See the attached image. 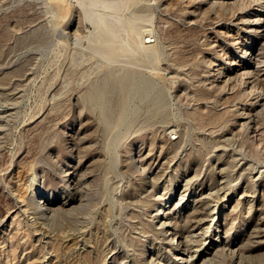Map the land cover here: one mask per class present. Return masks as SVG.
<instances>
[{"label":"rangeland","instance_id":"374dc122","mask_svg":"<svg viewBox=\"0 0 264 264\" xmlns=\"http://www.w3.org/2000/svg\"><path fill=\"white\" fill-rule=\"evenodd\" d=\"M91 3L0 0V108L9 107L0 121V264H177L153 216L167 203L186 229L198 206L193 197L179 201V186H214L219 161L232 189L247 180L257 196L226 210L212 238L233 246L202 264H264V80L226 78L227 60L264 55V37L239 23L250 10L264 17V0H136L118 16L128 23L134 7L144 9L140 33L153 36L157 55L137 48L115 59L94 46ZM128 34L140 37L123 27L121 37ZM124 73L135 74L129 97L119 88ZM104 85H114L104 91L114 108L125 106L124 120L103 119ZM255 97L263 102L251 110ZM242 112L257 132L253 123L234 128ZM69 161L77 162V189L62 171ZM76 190L81 209L42 215L44 193L64 199Z\"/></svg>","mask_w":264,"mask_h":264},{"label":"bare ground","instance_id":"6f19581e","mask_svg":"<svg viewBox=\"0 0 264 264\" xmlns=\"http://www.w3.org/2000/svg\"><path fill=\"white\" fill-rule=\"evenodd\" d=\"M135 1L136 0H92L87 16L93 19L94 21L95 32L97 35V41L95 42L94 46L97 47V50L101 54L109 58L115 59V58H119L118 56L123 54L136 53L137 52L136 50H138L137 48H141V50L144 52V55L147 58H153L157 55L158 51L155 49V44L151 43L154 40L151 39L149 33L143 34L142 36L140 33L141 25H139V23H141L146 19L145 10L136 9L135 7L134 8L132 7L133 16L130 19V22L128 23L127 22L125 23L123 19H121L118 16L119 14L117 12H119V10L123 6L126 5V7L128 6L130 7V5L132 6L133 2L135 3ZM98 6H102L105 9L110 8L111 12L107 11L108 9L104 10L100 8L102 10H99ZM126 7L125 9H127ZM255 11L256 10L248 11L247 13L250 14L249 17L247 15V17L241 19L239 23L241 24V26L245 27L244 28L245 31L255 34V37L258 39L264 37V17L257 16L258 14ZM187 14H188L187 18L189 19L190 23H194L195 19H193V16L195 15V10L189 7L187 10ZM123 27L126 30L130 28L131 30H133V32L134 31L136 32L137 34L136 36H140V37L137 38L134 35L130 36L128 34L124 38H122L121 29ZM233 39L235 40L236 43H241V40L237 36L232 37V40ZM134 46H136L135 49H133ZM259 56H257L254 61L238 62L237 61L238 59L230 60V61L227 60L229 66L227 70L228 75H226V78L231 79V77L233 76L232 72H234L246 78L247 83L254 82V84H257L255 83L256 80L257 81L264 80V55L260 54ZM132 74L124 73L118 79L119 88L125 93L124 95L126 97L131 96L134 93V91L137 89V86L134 82L135 74L134 75ZM255 75H258L259 77L257 76L258 78L254 79ZM252 77L255 81L252 80ZM138 84L140 87L145 86L143 81ZM259 84L262 85L263 83L262 84L259 83ZM113 86L114 85H104L103 88H100V91L98 93V98L101 101V104L105 107V110L102 111V117L109 124L124 120L126 115L125 106L121 105L118 108H114L112 106V101L110 100V98H107L105 94L106 93L104 91L105 87L111 88ZM155 100H159V98L156 97ZM251 101H252L250 105L251 110L257 109L259 106H261L262 100L257 99V97H255ZM262 105H264V103H262ZM8 108H0V121H2V118L9 113ZM246 113H249V111ZM246 113L240 114L238 115V117H236L234 128H236L239 125L243 126L245 123L246 125L247 123H253L255 127L253 128L257 132L258 128L255 126L256 119H254V117L251 116V114H246ZM232 133L233 131L231 132V134ZM77 138L78 136L74 135L73 133L70 134L71 140ZM228 138L229 137L227 135L223 137L222 140H220L221 142L219 143L220 144L219 146L223 145L222 148H224V144L226 143L225 141H227ZM173 139H175V137H172V140ZM147 156L148 155L146 153H141L139 155V157L142 159H145ZM244 165L245 164L243 162H238V166H241L242 169H246ZM215 166L217 167V173H216L217 182L214 186L212 187L209 186L199 190V192H192V193L186 192L184 187V185H187L189 179H187L185 183H181V186H179V190H178L179 201L185 206L188 205L187 203L190 197H193V200L197 203L196 206H198V208L194 211V213L189 212L187 214V217H190V224L186 229L182 227L180 221L175 220L174 218L175 211L173 210L172 205L171 206L167 205V203H165L164 206L160 207L153 216L156 224L158 225V228L164 233L163 236L165 242L164 248L166 251L172 254L173 259L177 264H202L207 257L214 254L221 246L222 247L226 246L225 248H228L227 245L229 246V248L230 246H233V243L227 242L226 237H224V235L220 236L221 238H217L214 240V238H212L214 227L220 225V222L222 219H224L226 210L229 207L231 208V210H235L240 203L249 202L251 199V198L249 199V197L257 196V192H254L250 189V184H249L250 182L247 180H245L246 184L243 185L242 187H238L239 186L238 185L237 186L238 188L232 189L231 188L232 184L230 183V179L228 173L226 172L224 163L219 161L215 163ZM62 171L65 173L67 180L75 187V189H77V182H76L78 176L77 162L74 163L72 161H69L65 163L63 165ZM162 175L163 174H161V176ZM90 176H91L90 174L85 173L81 177L84 179V181H87ZM249 177L250 179H257V174H255L254 172H250ZM237 189H240V192H239V196H237L236 199L235 193ZM80 193L81 192H78V190H76L75 195H73L72 197H66L64 199H61L62 197L61 198L53 197L48 193L47 194L44 193V195L39 199L38 202L42 215H44L45 217H49L58 212L68 213L73 210L81 209L82 206L85 205L86 199L84 195H81ZM262 213L264 212L262 211ZM262 218H264L263 214H262ZM223 229L225 228L223 227ZM218 230H220V227L218 228ZM218 230L217 232H219ZM220 233L222 232L220 231ZM257 234L259 238H264V230H257ZM109 258L110 259L114 258L113 254L110 255Z\"/></svg>","mask_w":264,"mask_h":264},{"label":"built area","instance_id":"2783aa9c","mask_svg":"<svg viewBox=\"0 0 264 264\" xmlns=\"http://www.w3.org/2000/svg\"><path fill=\"white\" fill-rule=\"evenodd\" d=\"M149 38V37H148ZM151 39H153V36L151 37ZM148 42H150V41H148Z\"/></svg>","mask_w":264,"mask_h":264}]
</instances>
